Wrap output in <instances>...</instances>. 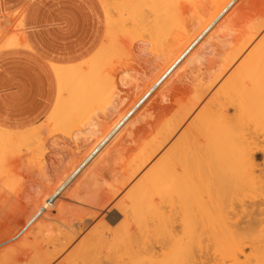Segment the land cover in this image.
Here are the masks:
<instances>
[{"label": "bare ground", "instance_id": "6f19581e", "mask_svg": "<svg viewBox=\"0 0 264 264\" xmlns=\"http://www.w3.org/2000/svg\"><path fill=\"white\" fill-rule=\"evenodd\" d=\"M183 1L191 0L101 1L106 30L99 48L82 63L53 67L57 98L44 121L58 135L89 146L82 155L76 143L80 154L72 153L68 163L55 153L48 158L56 142L49 129L44 132V121L27 130L0 128V173L12 159L37 161V171L23 180L4 167L14 181L0 174L7 178L0 177V188L20 204L0 232V264H264V18L234 31L206 62L193 48L226 27L239 0H208L205 16L197 15L203 10L190 14L198 16L191 17V30V21L177 23ZM122 35L163 48L156 50L160 63L144 90L116 113L122 104L116 103L112 65ZM18 45L11 37L0 48ZM192 63L199 68L185 93L153 129L130 140L120 168L109 166L110 172L101 165L100 171L125 119ZM123 80L117 83L125 87ZM106 113L117 114L107 119L111 124L98 121ZM80 128L87 129L83 138Z\"/></svg>", "mask_w": 264, "mask_h": 264}, {"label": "crops", "instance_id": "0c3cea01", "mask_svg": "<svg viewBox=\"0 0 264 264\" xmlns=\"http://www.w3.org/2000/svg\"><path fill=\"white\" fill-rule=\"evenodd\" d=\"M101 1L120 0H0V45L21 42L0 48L1 129L27 130L46 119L57 98L53 67L82 63L104 39Z\"/></svg>", "mask_w": 264, "mask_h": 264}, {"label": "rangeland", "instance_id": "374dc122", "mask_svg": "<svg viewBox=\"0 0 264 264\" xmlns=\"http://www.w3.org/2000/svg\"><path fill=\"white\" fill-rule=\"evenodd\" d=\"M193 1V2H192ZM195 1H197L198 3H196V4H198V5H196L197 7V9L196 10H198V11H196V10H194V8H193V6L195 7V5H193L192 3H194V0H191V1H188V3L187 2H185V1H183V2H181V15H180V18L177 20V23H179L180 22V24H182V25H186V26H188V23L191 21H193V23H189L190 24V29H188V30H191L192 29V26L194 25V24H196V20H192V18H194V17H190V14L192 15V13L193 12H199V11H202L201 13L199 12V13H197V15L198 16H201L202 17V15L201 14H203L204 16H205V13H208V12H210L209 10L211 9V7H210V5L208 4L209 2H207L208 0H195ZM190 2V3H189ZM211 2H212V0H211ZM195 4V3H194ZM211 5H212V3H211ZM191 7V8H190ZM189 11H188V10ZM208 10V11H207ZM193 11V12H192ZM207 11V12H206ZM191 12V13H190ZM228 13H230L231 14V17H230V21H229V23L226 25V27L227 26H229V27H225V28H222V29H220V30H218V33H216V35H215V33H214V35H212V37L210 36L211 35V33H209L208 35H207V37L209 38H207L206 36H205V38H207V41H205V39H201V41L202 42H205L204 44H203V47H201V43L200 44H196V47L195 48H193V52H195L196 54H197V56H199L200 54V56H202V60H204L205 59V61L207 62V60H210L212 57L210 56V54H209V52H211V51H213V49H214V51L215 50H217V51H215V52H218V50H220V48L221 47H223V45L225 44V43H227L231 38H229L230 37V35H232L233 34V32L234 31H236V30H239V29H242V28H244L245 26H246V24L248 23H250V22H253V20L256 22V21H260L261 19H263L264 17V0H239V1H237L236 3H235V5L229 10V12ZM195 16H196V14H194ZM187 18H186V17ZM198 16H196V17H198ZM182 17V18H181ZM195 17V18H196ZM258 19H257V18ZM262 17V18H261ZM185 18V19H184ZM194 18V19H195ZM256 19V20H255ZM184 20V21H183ZM195 21V22H194ZM191 24H193V25H191ZM131 25H128L127 26V28L129 29V30H132V26L130 27ZM170 29H172V30H174L175 28H170ZM171 30V31H172ZM176 30V29H175ZM173 32V31H172ZM175 32V31H174ZM176 33V32H175ZM171 34H173L172 36H175V34L174 33H171ZM170 36V31H169V34H168V36L166 35L165 37L166 38H164L163 40H164V42L165 41H167L168 40V38H170L169 37ZM172 36H171V38H172ZM210 36V37H209ZM120 40H121V42L123 43V41H124V46H123V44L120 42L119 43V51H118V56H117V58L115 59V63L112 65L113 67H112V70L114 71H112L113 72V74H112V76L113 77H117L116 79H115V82H116V84H117V89H118V91H119V94H118V100L116 99V103L118 102L119 103V105H121V106H119V108L117 109L118 110V112H116V113H119V111H121V110H125L126 108V106L127 105H131L132 104V101L134 100V98H136L138 95V93H140L141 91H143L144 90V86H146L147 85V83H148V81L150 80V78H152V76L155 74V69H156V67L158 66L157 64H159L160 62H157L156 61V56H157V54H159V53H157V51L159 52L160 50H162V46H159V44H160V42H159V44H158V46H157V44H155L154 46L152 45H150V44H146V43H142L141 41H138V40H132L130 37H124L123 38V35L122 36H120V38H119ZM167 39V40H166ZM170 40V39H169ZM168 40V41H169ZM163 42V41H162ZM161 42V44L163 45V46H165L166 44V42L165 43H162ZM126 43H127V45H126ZM138 43V44H137ZM139 45V46H138ZM226 45V44H225ZM224 45V46H225ZM199 46V47H198ZM156 47H157V49H156ZM126 48V49H125ZM135 48V49H134ZM160 48V49H159ZM159 49V50H158ZM224 49V48H223ZM129 50V51H128ZM133 50V51H132ZM157 50V51H156ZM221 50H222V48H221ZM136 52H137V54H136ZM220 52V51H219ZM136 54V55H135ZM139 54H140V56H139ZM145 55V56H144ZM121 57V58H120ZM137 57V58H136ZM142 57L144 58V59H142ZM124 58V59H123ZM142 61H141V60ZM147 59V60H146ZM138 60V61H137ZM144 60V61H143ZM149 60V61H148ZM151 60V61H150ZM155 61V62H154ZM147 62V63H146ZM151 62V63H150ZM157 62V63H156ZM155 64L154 66H152V64ZM202 63H203V61H202ZM143 64V65H142ZM198 65V67H197V65ZM192 63L191 65L190 64H188V65H184V68H182L183 70H180L178 73L180 74H178L177 73V76H175L174 75V78L172 77H170L171 78V80H169L170 82L169 83H167V84H165V85H167V86H164L163 85V89L165 90V89H167V88H169V89H167L166 91H164V90H162V87L160 88H156V89H154L149 95H148V97H146L145 98V100L142 102V104H140L139 106H138V108H136L132 113H131V115L129 116V117H127V119H125V121H127V125L125 124L126 122L124 121L122 124H125V126L124 125H121L120 126V128H118L117 130H119V129H121L122 130V128H126V126H127V128H126V131H125V128H124V130H122V131H120V132H122L121 133V136H118V139L116 138V142L115 143H113V148H111L110 146V148H108V149H112V150H109L110 151V153H108L109 151H107V153H106V151L104 152V153H106V155H107V157H105V155H104V153H103V157H102V162L99 164V168H100V166H101V168H102V170L104 169L103 167H105L107 170H109V169H111L110 167H116L117 169H118V166L119 165H117V164H123V162H122V159L121 158H123V161H124V157H126L127 158V154L129 153H126V151L128 150V148H130V147H132L133 145H132V143H130L131 141H133L134 139H136L137 140V138H139L140 136H143L144 135V133H146L147 131H149L148 129H153V127H155L156 126V124H155V122L157 121V120H159L160 119V117L168 110V108L171 106V105H173L174 104V102H175V100L176 99H178L180 96H182L184 93H185V90L187 89V87H188V83H189V80L194 76L195 77V75L197 74V71H195L196 69H198L199 68V63ZM204 64H207V63H205L204 62ZM157 65V66H156ZM194 65V66H193ZM111 70V69H110ZM152 70V71H151ZM111 72V71H110ZM196 72V74H194ZM128 74V75H127ZM149 76H148V75ZM152 74V75H151ZM128 76V77H127ZM146 76H147V79H146ZM150 77V78H149ZM177 77V78H176ZM123 78H124V80H123ZM145 79H146V82H145ZM120 80H123L121 83L122 84H126V88L125 87H122L119 83H120ZM126 80H128V81H126ZM168 80V79H167ZM117 82H119V83H117ZM166 82V81H165ZM120 86H119V85ZM143 84V85H142ZM142 87V88H141ZM144 87V88H143ZM165 87V88H164ZM163 91V92H162ZM162 92V93H161ZM136 93V94H135ZM165 94V96H163ZM121 101H120V100ZM125 104H123V103ZM126 102V103H125ZM117 103V104H118ZM121 103V104H120ZM145 106V107H144ZM122 107L123 108H125V109H122ZM128 107V106H127ZM150 108V109H149ZM164 111V112H163ZM115 113V114H116ZM107 114V115H106ZM104 116H105V119H103V117H101V119H100V117H99V122L100 123H102V124H105L106 125V123L108 124V123H112V122H108V120L109 121H112V120H110V119H112V117H113V121L115 120V118H116V115L115 114H112L113 116L111 117H109V115H108V113H106ZM131 117V118H130ZM110 118V119H109ZM108 119V120H107ZM104 120H106V123H105V121ZM133 121V122H132ZM46 121H44V123H43V125L45 124V128H44V126H42V128H43V130H44V132L46 131V130H48V131H50L49 133H47V134H50L48 137H49V139H50V142H51V140H52V142L53 141H55L56 143H54L53 144V146H52V144L50 143V145H51V148L50 149H52V150H48V158H51L50 156L51 155H53V153H55V155H57L58 156V159H61V157L63 158V157H66V158H63L64 159V161H63V159H61L64 163L65 162H69V161H71L72 160V156H73V154H75V153H77V155H79L80 153H79V151L80 152H85L88 148H89V146L88 147H86V148H84V144L82 143V141H77V142H75L72 138V141L71 140H69L70 139V137H69V139L66 137L65 138V136H61V135H58L57 134V132L55 133V131H54V129H52L53 127H54V125L51 123V122H49L51 125L49 126V127H47L46 125H48L49 123L47 122V123H45ZM136 122V123H135ZM157 123V122H156ZM47 127V128H46ZM128 129V130H127ZM53 130V131H52ZM87 129L86 128H84V129H82V128H80V130L77 132L78 133V135L81 133V138H83L84 136H82V134H86L85 132H87L86 131ZM125 131V132H124ZM47 132V131H46ZM45 132V133H46ZM51 132H53V134L51 133ZM117 132V131H116ZM115 132V133H116ZM127 132V133H126ZM126 135H124V134ZM52 134V135H51ZM73 135H75V134H73ZM120 135V134H119ZM128 135V136H127ZM62 138H61V137ZM80 136H78V137H80ZM53 137V138H52ZM59 137V138H58ZM60 138L62 139V140H60ZM57 139V140H56ZM140 139V138H139ZM118 140V141H117ZM121 140V141H120ZM131 140V141H130ZM58 141V142H57ZM75 143H74V142ZM119 142V143H118ZM76 143L79 145V148H80V150L78 151V152H76L75 150H76ZM107 143V142H106ZM105 143V144H106ZM59 144V145H58ZM73 144H75V145H73ZM104 144V145H105ZM114 144H116V145H114ZM56 145V147L57 146H60V147H58V148H56V150H55V148H54V146ZM107 145V144H106ZM112 146V145H111ZM53 148H54V150H53ZM102 148V147H101ZM100 148V149H101ZM58 149H60V150H58ZM108 149H106V150H108ZM113 149H114V151H113ZM60 152V154L58 153V152ZM61 152H62V154H61ZM75 152V153H74ZM83 152L80 154V155H82L83 154ZM51 153V154H50ZM73 153V154H72ZM79 153V154H78ZM49 154H50V156H49ZM123 154H125V156L123 155ZM108 155H109V157H108ZM119 155H120V157L123 155L124 157H119ZM57 156H55V158L57 157ZM256 157H255V160H256V163H258V164H260L261 162H262V154L259 152V154L257 153L256 155H255ZM25 157V158H24ZM60 157V158H59ZM118 157V158H117ZM53 158V157H52ZM108 158V159H107ZM120 158V160H121V162H120V160H118ZM66 159V160H65ZM21 160H22V162H21ZM69 160V161H68ZM32 162H35L34 164L32 163ZM119 162V163H118ZM8 164V166L7 165H3V167L4 168H6L5 170L7 171V172H12V171H14L13 172V174H17L16 176H18V175H20L21 176V178H22V180L24 179V177H26L27 175H28V172H30V173H32V172H36L37 171V161L36 160H34V159H32L30 156H27V159H26V156H22V157H20V159L19 158H16V159H12V160H9V162H7ZM32 163V164H31ZM66 163V164H67ZM104 163V164H103ZM26 164H29V165H26ZM30 164H31V166H30ZM24 166V168L23 167H20V166ZM29 168H28V167ZM110 166V167H109ZM2 167V170H3V172H1L0 174H8V175H6L7 176V178H8V180H7V178H4V177H6V176H0L2 179L4 178V180L6 179L7 180V182H6V180H5V182L6 183H8V182H11V180L13 179V181H14V178L13 177H11V179L8 177L9 175H10V173H6V171L4 170V168ZM7 167H9L10 169H8ZM20 168V169H19ZM22 168V169H21ZM28 169V170H30V171H28V170H25V172H27V173H25L24 172V169ZM99 168H98V171H99ZM101 168H100V171H102L101 170ZM119 168H120V166H119ZM97 169V168H96ZM10 170V171H9ZM22 170V171H21ZM106 170V171H107ZM112 170V169H111ZM110 171V170H109ZM114 171L115 172H117L118 170H115L114 169ZM113 171V172H114ZM104 172V171H103ZM110 172H112V171H110ZM23 173V174H22ZM106 174V173H105ZM108 174H109V172H108ZM26 175V176H25ZM12 176V175H11ZM20 176H19V178H20ZM0 178V179H1ZM18 178V179H19ZM22 180H19L18 182H20V181H22ZM1 181V180H0ZM16 181V180H15ZM2 182V181H1ZM5 184V183H4ZM0 186L2 187L3 186V182H2V184L0 183ZM7 190H5V189H3V188H0V232L1 231H3L6 227H7V222H6V219L7 218H10V217H13V216H15V214H17L18 213V211H19V206H20V204H19V202H17L13 197H12V194L10 195V193H8L7 194V192H6ZM3 198V199H2ZM11 199V200H10ZM9 201V202H8ZM2 202V203H1ZM8 202V203H7ZM7 205V206H6ZM4 207V208H3ZM3 209V210H2ZM2 210V211H1ZM5 211V212H4ZM5 214V215H4ZM55 214V213H54ZM4 219H3V218ZM2 224V225H1ZM1 228H3V229H1ZM27 229V228H26ZM19 239V237H17V238H14V239H11V241H9L8 243H5V246H6V244H10L11 242L13 243V242H15V241H17V240ZM2 246L4 245V243L3 244H1ZM1 246V247H2ZM0 247V248H1ZM4 247V246H3Z\"/></svg>", "mask_w": 264, "mask_h": 264}]
</instances>
